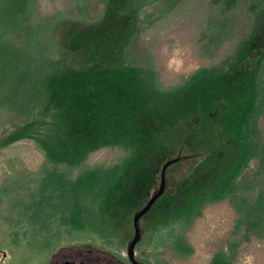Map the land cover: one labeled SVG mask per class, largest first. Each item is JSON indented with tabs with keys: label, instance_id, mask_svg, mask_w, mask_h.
<instances>
[{
	"label": "rangeland",
	"instance_id": "rangeland-1",
	"mask_svg": "<svg viewBox=\"0 0 264 264\" xmlns=\"http://www.w3.org/2000/svg\"><path fill=\"white\" fill-rule=\"evenodd\" d=\"M174 159L135 258L264 264V0H0V264L123 259Z\"/></svg>",
	"mask_w": 264,
	"mask_h": 264
},
{
	"label": "flooded vegetation",
	"instance_id": "flooded-vegetation-1",
	"mask_svg": "<svg viewBox=\"0 0 264 264\" xmlns=\"http://www.w3.org/2000/svg\"><path fill=\"white\" fill-rule=\"evenodd\" d=\"M138 220V228H139ZM133 226V223H132ZM140 229L139 237L137 241L133 244L132 255H129V248L133 243L134 239V228H133V237L129 242L124 258L115 256L111 252L101 251L97 249H70L67 251H60L56 255H53V258L49 260L46 264H144L142 261H139L135 258L134 248L140 242ZM87 256V257H85ZM84 258L89 262H86Z\"/></svg>",
	"mask_w": 264,
	"mask_h": 264
},
{
	"label": "water",
	"instance_id": "water-1",
	"mask_svg": "<svg viewBox=\"0 0 264 264\" xmlns=\"http://www.w3.org/2000/svg\"><path fill=\"white\" fill-rule=\"evenodd\" d=\"M176 159L168 161L162 168L161 175H160V186L158 192L147 202V204L134 216L133 218V228H134V239L133 243L129 248V255H132V247L133 244L137 241L139 237V228H138V220L150 209V207L153 205V203L156 201V199L162 194L163 188H164V172L166 168L173 162H175Z\"/></svg>",
	"mask_w": 264,
	"mask_h": 264
}]
</instances>
